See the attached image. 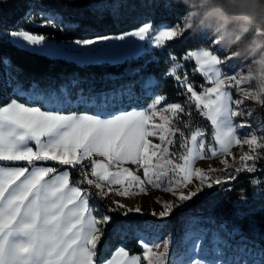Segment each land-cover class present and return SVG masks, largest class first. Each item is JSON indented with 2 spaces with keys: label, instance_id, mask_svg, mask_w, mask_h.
Wrapping results in <instances>:
<instances>
[{
  "label": "snow or ice",
  "instance_id": "6c2138e0",
  "mask_svg": "<svg viewBox=\"0 0 264 264\" xmlns=\"http://www.w3.org/2000/svg\"><path fill=\"white\" fill-rule=\"evenodd\" d=\"M184 15L181 17L182 27L181 24L170 26L168 30L158 31L151 37L148 36L151 26L144 24L124 35L77 40L75 43L90 46L100 41H126L127 36L139 41L147 40L149 44L155 43L160 47L166 39L179 37L188 30ZM12 36L18 44L26 42L20 44L22 48L44 45L42 48L33 47V52L64 54V50L60 53L53 51L51 44L44 43L45 37L42 35L18 31L13 32ZM216 42L214 40L213 43ZM114 47L118 51L141 49V45L134 41ZM80 55L86 57L88 53ZM188 58L195 60L198 70L211 85L198 94L187 79L183 81L190 94L188 102L194 104L215 129V146L208 147L210 156L230 154L233 145L247 144L253 153L264 147L256 134L241 140L233 121L239 114L233 105H240L243 101L233 100L228 90L231 85L227 82H235L237 90L247 94L249 91L239 87L244 83V75L222 71V60L208 48L189 52ZM175 59L172 57V60ZM178 67L179 64L173 66L169 75L179 80L180 77L176 75ZM164 100L165 97L161 95L147 111L126 112L111 119L92 115H60L25 106L16 100L0 107V161L27 162L26 166L20 167L0 166V264H141L142 261H146V264H166L167 241L163 243V251L158 250L159 244L151 247L145 244L142 255H129L124 248H119L111 259H97V245L104 234L101 225L108 224L111 217L101 215L97 218L93 215L95 210L89 207L87 191L70 185L68 171L57 173L54 166L36 163L55 161L59 165L84 168L82 162L90 160L91 172L82 171L81 175L89 186L98 190L100 196L113 191L111 186L117 184L121 185V189L116 191L120 196L131 195L133 189L137 193H145V185L159 187L163 178H167L169 184L166 191L174 195L176 189L188 187L193 178L209 188L213 183H221L219 178L210 180L203 169L194 167L197 160L206 158L205 132L197 127L190 136H185L184 131L173 126V119L164 115L171 113L176 118L177 114L185 112L184 107L177 102L158 111L157 106ZM188 115L191 116V113ZM156 117L162 123H155ZM185 127L191 128L193 125L185 123ZM177 132L183 140L180 145L183 152L180 154L169 150ZM149 136L158 137L160 144H153ZM30 142H34L35 151ZM93 155L104 157L107 163L91 160ZM256 159V155L244 153L240 157L241 167L249 172L254 171V165L249 166L246 162ZM124 163L143 168V179L128 168H121L120 165ZM221 163L227 169V161L222 160ZM110 166L117 170H110ZM241 167L236 168L237 173ZM53 173L56 174L53 176ZM200 190L198 187L188 194L180 193L178 199L181 202L191 200ZM118 207L122 208L123 205ZM163 207L164 211L159 213L161 217L167 216L174 205L165 203ZM131 211L133 209L129 208L124 215ZM135 211L139 212L140 209L136 208Z\"/></svg>",
  "mask_w": 264,
  "mask_h": 264
},
{
  "label": "trees",
  "instance_id": "16d2710c",
  "mask_svg": "<svg viewBox=\"0 0 264 264\" xmlns=\"http://www.w3.org/2000/svg\"><path fill=\"white\" fill-rule=\"evenodd\" d=\"M186 6L177 0H0V107L12 100L28 106H38L42 110L58 113L95 114L101 107L88 106L84 103L63 104L60 108L47 107L40 100H27L14 90L16 83L28 89L32 81L37 83L62 81L66 85L74 81L76 89L87 97H96L105 103L108 114L126 113L150 107L154 95H163L164 104L180 103L185 112L177 114L173 126L190 136L197 127L205 132V149L214 142V128L194 104L188 102L187 85H193L197 92L205 85L204 77L197 71L193 61L186 59L191 51L203 48L212 50L221 58L233 55L211 37L185 30L179 37L165 40L160 47H152L135 56L118 61L79 60L83 58L72 51L74 58L51 56L30 49L22 48L10 40L13 32L27 31L42 35L45 39L58 42H71L95 37L119 35L149 24L151 28L176 26L181 24V17L186 13ZM51 20V23L48 21ZM182 27V24H181ZM175 57V60H172ZM232 62L247 64L243 58L233 57ZM175 64H179L177 73L180 77L169 75ZM153 80L150 83L149 80ZM75 97L77 95H74ZM78 97L75 98L77 100ZM262 125L264 137V103L254 104L252 108ZM191 113V116L188 115ZM190 123L193 127H185ZM170 152L180 154L183 140L176 133ZM264 143V139H260ZM257 159L253 161L254 171L235 172L233 179L219 184L213 183L208 194L213 197V217L216 225L222 229L237 231L247 243L260 250L264 249V147L257 149ZM51 165L56 170H68L71 182L88 193L89 204L100 214L111 217L106 225H101L104 234L97 245V259L109 258L118 247L130 254L141 253L138 238L133 234L128 240L125 225L145 221H165L178 211L199 213V207L191 202L181 210L174 211L167 218L149 220L139 216L124 215L126 208L118 207L108 192L100 196L94 186H89L81 175L90 171L87 163L81 168L77 165H59L52 162H39ZM90 173V172H89ZM231 176V175H229ZM227 176V178L229 177ZM92 178V177H90ZM256 183H253V181ZM107 191V189H105ZM206 196L200 197L205 199ZM219 197V199H217ZM198 198V199H200ZM113 209H115L113 211ZM206 214V213H205ZM255 262V261H254ZM168 264V262H167ZM247 264H254L251 260ZM259 264H264L262 260Z\"/></svg>",
  "mask_w": 264,
  "mask_h": 264
},
{
  "label": "rangeland",
  "instance_id": "374dc122",
  "mask_svg": "<svg viewBox=\"0 0 264 264\" xmlns=\"http://www.w3.org/2000/svg\"><path fill=\"white\" fill-rule=\"evenodd\" d=\"M168 28V26H160L157 28L150 27L148 36L151 37L158 31L168 30ZM137 29L138 28L131 31H135ZM128 32L119 35H124ZM119 35H111L110 37H116ZM97 38L98 37L91 39ZM10 40L18 46H20V44H26V42L24 41H21L19 44L16 43L12 34L10 36ZM126 41H134L135 43L141 45L140 51L134 49H129L127 51H118L114 47L123 45ZM126 41H100L97 44L90 46L77 45L75 43L76 41L58 42L48 39H45L44 43L51 44L53 51L57 53H60L64 50V54L51 56L74 58V56L71 55L73 53L72 51H74V53L77 55L79 53H88V56H83V58L79 60L84 59L118 61L129 56L140 54L146 49L156 47L155 43L149 44L147 40L139 41L135 37L126 36ZM43 46L44 45H28L24 48L31 50L33 47L42 48ZM233 57H236V55H231L226 58L219 57L222 60V64L220 66L222 68V71L226 73H239L244 75L247 64L232 62L231 59ZM188 59L193 61L197 71L204 77L205 80V85H203L202 88L198 91L199 94L204 90L205 87L211 85L207 77H205L204 74L198 70L199 66L196 64L195 60L191 58ZM149 82L153 83L154 81L151 79L149 80ZM73 83V80H71L67 85L65 83H62V81L44 82L41 84L37 83L36 81H32L28 89L25 90L22 88L21 84L16 83V85L14 86V90L18 94L23 95L27 100L38 99L47 107H55L57 109L60 108L63 104H73L77 101L79 103H84L88 106L94 107H98L99 104L102 103L100 105L101 107L98 109L99 112L92 114V116H98L100 119H111L115 115L123 114H108V109L105 107L106 104L103 103V101H99V99L96 97H87L85 94H82L80 92V90L82 89H76L77 86ZM227 84L231 85L228 90L232 95L233 100L239 99L243 101V103L240 105H233L234 110H237L239 112V114L233 118L234 123L237 125V134L239 138L243 140L249 138L250 134H256L257 139L260 140L263 136L262 125L260 124V120L258 119L257 115L254 114L252 108L254 107V104L260 105L263 104L264 101H262L261 103H257L251 99H248L245 96V91L237 90L235 82L229 81L227 82ZM239 87L246 91L250 90V85L246 84L245 82L240 84ZM74 95H77V100H75L76 97ZM159 96L160 95H154L151 104ZM169 104L171 103H162L161 105L157 106V110L162 111L163 108L167 107ZM149 109L150 107L146 109L131 111H147ZM164 115L169 116V118H173L171 113H164ZM154 122L162 123L159 117H156L154 119ZM148 139L153 144H160L158 137L149 136ZM212 146H215L214 142ZM206 152L207 151L205 149L206 158L197 160L194 167L203 169L210 177V180L219 178L221 182L226 181L228 179L227 176L229 175L234 176L236 168L241 167L242 162L240 160V157L244 153H248L249 155L255 154L250 150L247 144L233 145L230 148V154H226L224 156L217 155L216 157H211L210 153L208 152L209 154L206 155ZM91 160L107 163L104 157L97 155H93L91 157ZM222 160L227 161V169H225V165L221 163ZM88 161L90 162V160ZM246 163L249 166H253V161H247ZM120 167L128 168L135 175L140 176L143 179V168H138L137 165L131 163H124L120 165ZM209 169H215V171L210 172ZM110 170L116 171L117 169L111 168L110 166ZM241 170L246 169L241 167ZM89 172H91V167ZM118 186L120 185L117 184L111 186L114 192ZM145 187L147 189L145 193H137V191H132V194L127 196H120L117 195L116 192H111L114 193V200L123 205L126 208V211L129 208L133 209V211L128 212L129 215L139 216L143 219L148 218L149 220H159L167 218L174 211L185 208L188 202H191L192 199L184 202L179 201L178 195L180 193L188 194L189 192L194 191L199 187L201 190L197 193L196 196H194L196 200L193 202V205L199 207L198 210L200 212L196 213L197 211H178L173 214L172 217H168L165 221L162 222L145 221L136 224L128 223L127 225H125V231L127 232V234L126 237L122 239V241L128 240L129 237H132V235L134 234L138 238V244L141 246L142 252L144 250L143 247L145 246V244L150 247L159 244L160 248L158 250L163 251V243L167 241L168 252L166 256V264L167 262L168 264H247L249 260H251L254 264H259L262 260H264V249L260 250L259 247L255 248L253 244L247 243L243 237L237 236L236 230L230 232L229 230L222 229L223 223L218 225L214 223L212 208L213 197L208 194V190L210 188L207 186V184L201 185L198 180L193 178V182L188 185V187L176 189V195H174L172 192L166 191V189L169 187L167 178H163L160 181L159 187H154L152 185H145ZM203 196H206V200L200 198ZM217 199H219V197H217ZM165 203H171L174 205V207L167 216L161 217L159 216V213L164 211L163 205ZM136 208H139L140 211L136 212ZM153 213H156L157 215H153ZM142 252L133 253L131 255H142ZM114 253L111 254L109 259L112 258Z\"/></svg>",
  "mask_w": 264,
  "mask_h": 264
},
{
  "label": "clouds",
  "instance_id": "9594fccd",
  "mask_svg": "<svg viewBox=\"0 0 264 264\" xmlns=\"http://www.w3.org/2000/svg\"><path fill=\"white\" fill-rule=\"evenodd\" d=\"M186 6L184 23L248 63L245 96L264 101V0H177Z\"/></svg>",
  "mask_w": 264,
  "mask_h": 264
},
{
  "label": "crops",
  "instance_id": "0c3cea01",
  "mask_svg": "<svg viewBox=\"0 0 264 264\" xmlns=\"http://www.w3.org/2000/svg\"><path fill=\"white\" fill-rule=\"evenodd\" d=\"M19 103V102H18ZM6 106V105H5ZM25 106H28V105H25ZM28 107H38V106H28ZM38 108H40V107H38ZM41 111H49V110H42L41 109ZM51 112H53V111H51ZM54 113H56V114H60V115H76V116H80V115H84V114H87V113H78V114H74V113H58V112H54ZM30 146L33 148V150L35 151V144H34V142H30ZM39 162H52V163H56L55 161H37L36 163L37 164H39V165H42V166H44V165H46V164H41V163H39ZM83 162H85V163H87L88 164V166L90 167V162L88 161V160H84ZM58 164V163H57ZM27 165V162L26 161H0V166H4V167H20V166H26ZM46 166H51V165H46ZM62 171H68V170H57V173H59V172H62ZM69 172V171H68ZM56 173H53L52 175L54 176ZM69 177H70V174H69ZM46 179H49V177H46ZM70 185L71 186H78V185H76V184H74V183H72L71 182V179H70ZM79 187V186H78ZM81 188V187H80ZM82 190H84L83 188H81ZM89 207L90 208H92V209H94L95 211L93 212V215H95V216H97V218H99L100 216H101V214L99 213V212H97V210L94 208V207H92L90 204H89ZM119 248H121V247H118V248H116L115 249V251L114 252H116ZM144 248V247H143ZM127 251V250H126ZM114 252H112V253H114ZM111 253V254H112ZM143 253V252H142ZM129 255H131L130 253H129ZM111 256V255H110ZM110 256H109V258H110ZM108 258V259H109ZM107 259V260H108ZM141 264H146V261H142L141 262Z\"/></svg>",
  "mask_w": 264,
  "mask_h": 264
},
{
  "label": "built area",
  "instance_id": "2783aa9c",
  "mask_svg": "<svg viewBox=\"0 0 264 264\" xmlns=\"http://www.w3.org/2000/svg\"><path fill=\"white\" fill-rule=\"evenodd\" d=\"M188 83H189V82H188ZM106 189H107V188H106ZM120 189H121V185H120V186H118V187L116 188L115 192H116V191H118V190H120ZM132 191H136V190H135V189H133ZM113 192H114V191H113ZM115 192H114V193H115Z\"/></svg>",
  "mask_w": 264,
  "mask_h": 264
}]
</instances>
